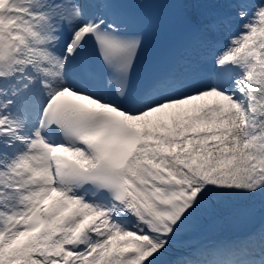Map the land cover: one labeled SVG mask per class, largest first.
<instances>
[{
  "label": "snow or ice",
  "instance_id": "snow-or-ice-1",
  "mask_svg": "<svg viewBox=\"0 0 264 264\" xmlns=\"http://www.w3.org/2000/svg\"><path fill=\"white\" fill-rule=\"evenodd\" d=\"M134 5L0 0V264H264V227L164 259L210 197H264V0L138 84Z\"/></svg>",
  "mask_w": 264,
  "mask_h": 264
},
{
  "label": "bare ground",
  "instance_id": "bare-ground-1",
  "mask_svg": "<svg viewBox=\"0 0 264 264\" xmlns=\"http://www.w3.org/2000/svg\"><path fill=\"white\" fill-rule=\"evenodd\" d=\"M208 2L213 4L214 0H184L186 11L194 18L195 10ZM204 40L205 34L198 44L199 47L204 46ZM199 60L203 62V58ZM257 221H261V225H258ZM261 227H264V197L214 195L178 236L183 240L182 243L173 246L164 259L170 261L181 258L189 246H195L199 242L205 245L225 243L228 239L233 241L257 232Z\"/></svg>",
  "mask_w": 264,
  "mask_h": 264
},
{
  "label": "rangeland",
  "instance_id": "rangeland-1",
  "mask_svg": "<svg viewBox=\"0 0 264 264\" xmlns=\"http://www.w3.org/2000/svg\"><path fill=\"white\" fill-rule=\"evenodd\" d=\"M257 224H258V225H261V221H257Z\"/></svg>",
  "mask_w": 264,
  "mask_h": 264
}]
</instances>
